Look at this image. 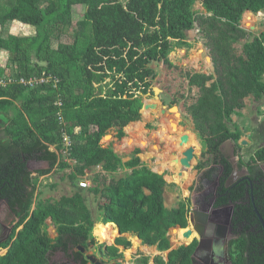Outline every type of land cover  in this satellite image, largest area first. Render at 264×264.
<instances>
[{
	"label": "trees",
	"instance_id": "obj_1",
	"mask_svg": "<svg viewBox=\"0 0 264 264\" xmlns=\"http://www.w3.org/2000/svg\"><path fill=\"white\" fill-rule=\"evenodd\" d=\"M197 3L204 14L193 11ZM77 6L85 9L80 24L81 30L89 31L85 47L58 44L52 49L49 32L70 27ZM247 13H264V0H0V53H9L10 65H20L18 78L45 74L59 80L56 88L52 84L0 88V117L4 119L0 125V202L7 204L15 222L9 240L0 244L5 249L12 242L0 264H49L57 253L65 255L62 264H88L78 248L97 246L93 238L96 223L113 225L120 235L113 245L97 246L99 254L110 261L122 258L120 247H132L122 237L130 235L143 246L168 252L166 262L157 257L154 264H194L197 242L170 251L167 237L171 229H181V236L188 228V201L168 204V183L163 175L141 164L140 150L123 162L101 142L112 131L115 139L122 140L125 128L141 120L142 98L151 92L156 79L150 66L172 67L171 42L188 48L187 33L197 27L213 73L187 76L189 88L198 90L188 115L204 154L210 157L209 164L219 163L220 149L227 142L241 151L239 142L245 134L232 118L244 110L247 98L264 99V32L253 35L241 28ZM14 22L34 28L35 35L31 39L11 37L9 27ZM245 40L238 53L235 46ZM4 74L0 68V78ZM62 129L71 140L67 160L74 165L62 159ZM30 162L47 164L49 170L39 176L55 168L71 170L67 179L73 184L100 168L89 189L91 195L104 200L97 221L80 192L55 202L37 200ZM257 163L264 164V145L248 161L240 158L238 168L250 170ZM221 164L230 172L226 161ZM120 170L131 172L103 187L97 185L99 178ZM188 182L183 174L178 184ZM251 182L252 187L242 181L230 198L236 205L234 223L235 215L248 223L243 239L230 245L231 256H237L234 264H253L252 255L259 252V238L244 239L251 230L250 220L245 219L246 201L252 198L264 219V186L254 179ZM47 221L55 228V239L46 231ZM148 263L147 258L139 261Z\"/></svg>",
	"mask_w": 264,
	"mask_h": 264
},
{
	"label": "rangeland",
	"instance_id": "obj_2",
	"mask_svg": "<svg viewBox=\"0 0 264 264\" xmlns=\"http://www.w3.org/2000/svg\"><path fill=\"white\" fill-rule=\"evenodd\" d=\"M44 5V4H43ZM85 9L81 6L74 7L71 17V26L68 28H60V30H51V48L56 49L58 44L72 45L76 44L80 49L86 45L87 37L89 36L88 29L81 30L80 24L83 21ZM195 13L204 14L201 5L197 3L193 7ZM243 16L241 20V28L248 33L258 35L264 32V14L251 16L250 21L246 22ZM83 28V27H82ZM80 33V34H78ZM9 35L19 39H31L35 35V29L25 25H20L16 22L9 27ZM247 40H250L248 38ZM247 40L235 46L238 53L241 52V46ZM187 42L189 47L178 46L175 42H171V54L169 61L172 67H165L161 64H153L150 68L156 73V79L152 82L151 92L142 98V108L140 111L141 120L137 123H132L125 128V138L117 140L114 138L115 132H110L101 142L103 146H109L115 151V154L122 159L123 162L129 161L133 158V152L140 150L138 156L141 164L151 170L153 173L163 175L164 180L169 187L165 190L167 201L169 205H174L178 201H188L189 203V188L192 185L196 170L202 166V169L211 166L209 164L210 157L204 154L203 146L197 138L192 124V120L188 115V108L195 104L198 97V90L191 89L188 86L187 76L192 73H202L211 75L213 73L212 64L209 59V52L204 46V41L198 32L197 27L191 32L187 33ZM9 53L4 52L0 54V68L4 71L5 77L18 78L22 68L20 65H10L8 62ZM35 62L34 58H30L31 65ZM2 76V77H3ZM154 90L157 91L158 99L154 98ZM152 104L151 113L148 111V104ZM144 106L146 107L144 109ZM176 108L177 111L172 109ZM169 109L166 114L161 111ZM233 123L236 124L243 132V141L246 146H240L241 151L236 150L233 143H226L222 146V153L230 158L233 163L235 160L243 158L248 161L249 157L253 155L254 151L264 145V99L256 102L252 97L246 100V106L238 115L233 116ZM232 129V126L230 125ZM192 135L194 141L184 143L185 135ZM251 136V138H247ZM191 144L194 150V160L191 162L186 171H181L179 165L181 164V154L187 149L186 145ZM64 160V158H62ZM71 165H74L71 162ZM31 168V169H30ZM30 172L39 170L38 173L47 172L48 166L46 163H29ZM71 170L61 171L58 168L53 169L48 177L33 175V183L36 187L35 196L38 195L37 200H49L52 202L58 201L61 197H71L74 193L80 192L85 197L86 205L92 213L95 221L99 218L98 207L104 203L101 197H94L89 193L92 183L97 174L101 173L96 169L88 177L91 182L89 189H80L79 184L83 178L78 179L76 183H70L67 176ZM131 171L120 170L115 174L106 175L103 179L99 178L97 185L103 187L112 180H118L125 175L130 174ZM182 172L189 177L188 184L183 186L180 183V178L177 174ZM48 175V174H47ZM46 176V175H45ZM44 177V178H43ZM42 178V179H41ZM85 178V177H84ZM97 179V177H96ZM176 195H179L176 197ZM4 212L10 214L5 204H2ZM190 208V205H189ZM10 216V215H9ZM46 231L51 239L56 238L55 230L52 224L47 221ZM96 223L93 238L97 246L108 245L117 237L107 235L104 233L102 226H97ZM187 229L192 230L189 226ZM101 234L107 240L102 241L97 235ZM116 234V233H115ZM179 231L177 228L171 229L168 232V239L170 241V251L176 250L179 247L188 246L191 240L179 239ZM134 249L131 247L127 250L122 258L110 261L103 258L98 248L90 247L84 256L93 255L104 264H139V261L147 258L148 264H154L153 260L157 257H162L166 262V253H155L154 255L143 249V245H139L136 241ZM113 244V243H112ZM142 246V247H141ZM66 261L60 258L59 255H54L50 258L49 264H62ZM89 264V263H88Z\"/></svg>",
	"mask_w": 264,
	"mask_h": 264
},
{
	"label": "flooded vegetation",
	"instance_id": "obj_3",
	"mask_svg": "<svg viewBox=\"0 0 264 264\" xmlns=\"http://www.w3.org/2000/svg\"><path fill=\"white\" fill-rule=\"evenodd\" d=\"M168 111L169 109H166V111L162 110L161 113L166 114ZM219 158L218 164H211L208 168L196 170L193 183L188 189V198L190 199L188 227L190 226L194 230L191 243L197 242L192 255L194 264H234L237 261V256H231L234 250L230 245L235 240L243 239L242 233L244 228L248 226L247 221L245 223L240 221L241 217L236 215V223H234L236 205L230 201L233 196L232 191L244 178L242 170H239L238 163H233L230 158L222 153L221 149ZM222 161H226L231 166L230 172L222 166ZM232 164H235V168H233ZM253 201L251 198L250 201L245 203L247 205L245 219L247 217L250 220L251 230L250 236H246L244 239H260L258 256L255 253L252 255V263L264 264V227H262L258 215L263 220V223L264 219ZM2 204L1 201L0 244L9 240L15 225L12 216L4 212ZM5 206L7 207V204ZM7 210L9 211L8 207ZM7 250L8 248L0 249V257L4 256ZM55 255H59L60 258L65 260L64 254L57 253Z\"/></svg>",
	"mask_w": 264,
	"mask_h": 264
},
{
	"label": "built area",
	"instance_id": "obj_4",
	"mask_svg": "<svg viewBox=\"0 0 264 264\" xmlns=\"http://www.w3.org/2000/svg\"><path fill=\"white\" fill-rule=\"evenodd\" d=\"M12 84H16V85H20L29 89L35 88V87H40V86H44V85H50L52 84L54 88L57 87V85L59 84V80L51 75H45L43 74L41 77H31L28 79L25 78H10V77H1L0 78V88L6 87L7 85H12ZM57 106L60 108L61 107V103H57ZM58 117V121L60 123V125L63 127L64 125V121L63 118L61 116V113L59 112L57 114ZM62 133V142H63V152H62V157L64 158V160H66L69 164H71V162L69 160H67L68 157V153L69 150L71 148V140L69 139V137L66 135V132L64 129H62L61 131ZM50 150H52L53 152L55 151L53 147L50 148ZM98 170H100V168H97ZM91 176V173H88L85 178H83V181L79 184V188L80 189H89L91 187V182L88 180V177ZM185 231V230H184Z\"/></svg>",
	"mask_w": 264,
	"mask_h": 264
},
{
	"label": "water",
	"instance_id": "obj_5",
	"mask_svg": "<svg viewBox=\"0 0 264 264\" xmlns=\"http://www.w3.org/2000/svg\"><path fill=\"white\" fill-rule=\"evenodd\" d=\"M210 60V62H211V59H209ZM211 64H212V62H211ZM154 98L155 99H158V97H157V91L156 90H154ZM146 107L144 106V109H145ZM151 108H153V107H151ZM173 111L175 110V111H177V109L176 108H173L172 109ZM227 143H231V142H227ZM226 144V143H225ZM239 146H246V142L245 141H243V140H241L240 142H239ZM194 150L192 149V148H190V149H187L185 152H183L182 154H181V158H180V162H181V167H180V169H181V171H186V169L189 167V165L191 164V162L194 160ZM233 165V168H235V164H232ZM182 175H183V173L182 172H180V173H178L177 174V177L178 178H181L182 177ZM242 181H245V182H248L249 183V185L252 187V182H251V178L248 176V173L246 172L245 173V175H244V178H243V180ZM2 203H4L5 205H6V203L4 202V201H2ZM257 213V212H256ZM257 215H258V213H257ZM258 217H259V219H260V223H261V225H262V227H264V223H263V220L261 219V217L258 215ZM177 230L178 231H181V229H178L177 228ZM193 232H194V230H193V228H192V230H189V229H185V233L183 234V238L184 239H189L190 237H192L193 236ZM119 234V233H118ZM11 244H12V242H11ZM11 244L9 245V247H8V249L11 247ZM88 247H89V245H88ZM198 249V248H197ZM78 251H80V253L82 254V255H85L86 254V250L84 249V248H78ZM86 261L89 263V264H104V263H102L99 259H97L95 256H93V255H90V256H86Z\"/></svg>",
	"mask_w": 264,
	"mask_h": 264
},
{
	"label": "crops",
	"instance_id": "obj_6",
	"mask_svg": "<svg viewBox=\"0 0 264 264\" xmlns=\"http://www.w3.org/2000/svg\"><path fill=\"white\" fill-rule=\"evenodd\" d=\"M248 15H250V16H254V15H252V14H249V13H247ZM261 14V13H260ZM260 14H258V15H260ZM264 14V13H263ZM1 53H4V52H1ZM0 53V54H1ZM250 98V97H249ZM249 98H247V99H249ZM246 99V100H247ZM246 100L244 101V103H245V106H246ZM263 100V99H262ZM243 111V110H242ZM3 120L4 119H2L1 117H0V125L2 124V122H3ZM241 130V129H240ZM247 138H251V136H247ZM243 139V138H242ZM241 139V140H242ZM225 145V144H224ZM108 146H109V144H108ZM108 146H104V147H108ZM259 149V148H258ZM52 151V150H51ZM256 151V150H255ZM254 151V152H255ZM114 153H115V151H114ZM252 156V155H251ZM250 156V157H251ZM235 162L236 163H238L239 162V160H235ZM28 168H29V164H28ZM31 169V168H30ZM35 172L34 173H32V176L33 175H36L37 173H38V171L39 170H34ZM248 173V176L251 178V179H254V180H256V181H259V182H261V184L264 186V164H259V163H257L256 165H254L250 170H247L246 168H244L243 170H242V174L243 175H245V173ZM49 176V174L48 175H46V176H44V177H48ZM43 177V178H44ZM42 179V178H41ZM50 223H51V221H49ZM97 226H99V224L97 225ZM100 226H103V225H100ZM115 227V226H113V225H106L105 227H108V228H110L111 230H112V232H113V235H114V237H117V238H119L120 237V235L118 234V231H117V229H116V234H115V232L113 231V229H112V227ZM116 228V227H115ZM54 230H55V228H54ZM122 237H124V238H126L128 241H130L131 242V244H132V248L134 249V246H135V243H133V241L135 242H137L139 245L141 244L139 241H138V239H136V238H132L130 235H123ZM116 238V239H117ZM116 239H114L111 243H109L108 244V246H110V245H113L114 244V241L116 240ZM113 243V244H112ZM142 247V246H141ZM143 249H146V250H148V251H150L153 255L155 254V253H157L158 251L156 250V248H154V247H147V246H143L142 247ZM119 251H120V253L123 255H125L126 254V252H127V250H124L123 248H119Z\"/></svg>",
	"mask_w": 264,
	"mask_h": 264
},
{
	"label": "bare ground",
	"instance_id": "obj_7",
	"mask_svg": "<svg viewBox=\"0 0 264 264\" xmlns=\"http://www.w3.org/2000/svg\"><path fill=\"white\" fill-rule=\"evenodd\" d=\"M250 17H251L250 15L246 14V16L244 17L245 21L246 22H249L251 20ZM151 107H152V104L150 105V103H149L148 104V111L150 113H151L150 110L152 109ZM183 141H184V143H188L189 141H194V137L192 135H190V134L185 135L184 138H183ZM186 147L187 148H190L191 147V144L190 143L187 144ZM180 167H181V164L179 165V168ZM103 228H104V233H106L107 235H109V237L110 236H113V232H112V230L110 228H108V227H103ZM178 240L183 241L184 240L183 235L179 236V239ZM188 240H191V237Z\"/></svg>",
	"mask_w": 264,
	"mask_h": 264
}]
</instances>
